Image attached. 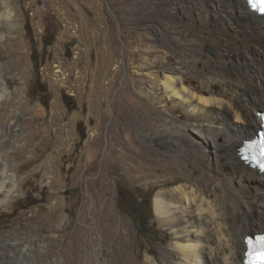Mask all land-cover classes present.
<instances>
[{"label":"rangeland","instance_id":"1","mask_svg":"<svg viewBox=\"0 0 264 264\" xmlns=\"http://www.w3.org/2000/svg\"><path fill=\"white\" fill-rule=\"evenodd\" d=\"M10 1L19 24L0 40V75L13 95L0 103V142L18 187L0 211V233L36 238L28 264H118L122 254L123 264H146L169 242L155 195L180 175L148 141L164 103L159 90L158 100L146 92L144 57L157 58L145 51L156 44L147 10L138 24L131 0ZM11 98L20 112L12 136ZM124 190L146 201L137 222L120 210Z\"/></svg>","mask_w":264,"mask_h":264},{"label":"bare ground","instance_id":"2","mask_svg":"<svg viewBox=\"0 0 264 264\" xmlns=\"http://www.w3.org/2000/svg\"><path fill=\"white\" fill-rule=\"evenodd\" d=\"M11 2L0 0V40L19 24ZM143 8L156 40L145 51L157 56L144 57L146 92L158 100L159 90L164 103L161 125L147 130L148 141L160 144L180 174L155 195L169 242L145 263L242 264L245 237L264 231V175L239 155L243 141L260 129L257 114L264 110V15L251 12L245 0H131L132 22L141 23ZM12 96L0 75V103ZM12 101L6 103L12 105L10 136L20 115ZM6 148L0 142V211L18 187ZM170 184L175 188L165 189ZM34 241L0 233V264L35 262Z\"/></svg>","mask_w":264,"mask_h":264},{"label":"trees","instance_id":"3","mask_svg":"<svg viewBox=\"0 0 264 264\" xmlns=\"http://www.w3.org/2000/svg\"><path fill=\"white\" fill-rule=\"evenodd\" d=\"M49 44L50 42H46ZM38 83V81H36ZM37 86V84H36ZM47 89L45 86H42L40 89L37 90V95L40 96V94L46 93ZM118 203L120 206V210L132 217L137 222V217L135 215H141V213L138 212V209L145 210V204L146 201L144 198H139L138 195H134L132 192L128 190L119 191L118 192ZM148 207H151L150 201H148ZM148 212V211H147ZM145 215H143L144 217ZM143 217L140 218V222L142 221ZM146 227L149 225L148 222H142ZM140 226V225H139ZM141 235L145 238L149 235V232L147 230L141 232Z\"/></svg>","mask_w":264,"mask_h":264},{"label":"snow or ice","instance_id":"4","mask_svg":"<svg viewBox=\"0 0 264 264\" xmlns=\"http://www.w3.org/2000/svg\"><path fill=\"white\" fill-rule=\"evenodd\" d=\"M249 5L254 11H259L261 14H264V0H248ZM254 144H259L261 148L260 155L264 156V138H261L255 142H244V147L247 149L253 148ZM261 241H264V237L260 238ZM259 260L261 264H264V252L260 254Z\"/></svg>","mask_w":264,"mask_h":264},{"label":"water","instance_id":"5","mask_svg":"<svg viewBox=\"0 0 264 264\" xmlns=\"http://www.w3.org/2000/svg\"><path fill=\"white\" fill-rule=\"evenodd\" d=\"M263 21H264V18H263ZM73 45V43L72 44H70V46H72ZM64 56L66 57V58H70V56H71V49H70V47H66V51H65V54H64ZM58 85L60 86V88L62 89V91L66 88V85L64 84V82L62 81V80H60V79H58Z\"/></svg>","mask_w":264,"mask_h":264}]
</instances>
